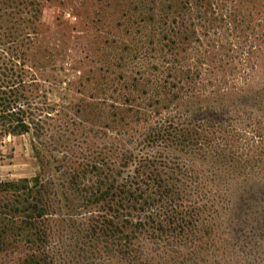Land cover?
I'll return each instance as SVG.
<instances>
[{
    "label": "trees",
    "instance_id": "16d2710c",
    "mask_svg": "<svg viewBox=\"0 0 264 264\" xmlns=\"http://www.w3.org/2000/svg\"><path fill=\"white\" fill-rule=\"evenodd\" d=\"M42 2L0 0V147L32 134L41 169L32 180L0 183V264L21 251L14 264H264L252 258L264 241V161L255 182L238 175L251 167L249 144L263 150L264 123L231 119L234 103L150 127L146 138L171 154L128 149L105 161L44 153L58 115L27 65ZM49 158L64 170L58 182L47 175ZM251 201L262 214L242 237Z\"/></svg>",
    "mask_w": 264,
    "mask_h": 264
},
{
    "label": "rangeland",
    "instance_id": "374dc122",
    "mask_svg": "<svg viewBox=\"0 0 264 264\" xmlns=\"http://www.w3.org/2000/svg\"><path fill=\"white\" fill-rule=\"evenodd\" d=\"M27 65L58 115L42 140L48 156L171 154L146 138L166 117L234 103L231 119L264 123V0H43ZM33 145L32 134L3 141L0 183L40 175ZM249 145L251 167L238 175L252 183L262 177L264 147ZM49 160L47 175L58 182L64 170ZM251 203L242 237L262 214ZM256 241L260 261L264 241ZM21 254L5 259L14 264Z\"/></svg>",
    "mask_w": 264,
    "mask_h": 264
}]
</instances>
